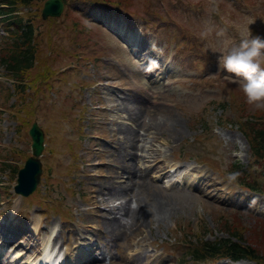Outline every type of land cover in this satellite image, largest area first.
I'll list each match as a JSON object with an SVG mask.
<instances>
[{
	"label": "rangeland",
	"instance_id": "obj_1",
	"mask_svg": "<svg viewBox=\"0 0 264 264\" xmlns=\"http://www.w3.org/2000/svg\"><path fill=\"white\" fill-rule=\"evenodd\" d=\"M133 2L130 9L137 13L134 17L139 18L138 14L150 16L152 24L155 21L153 27L160 31L158 37L166 43L168 49H184L181 62L178 55L171 52L174 71H180L176 78L160 79L152 83V79L142 73L140 65L139 70L138 66L129 69V63L134 61L130 47L122 44L117 34L111 33L104 23L101 27L91 11L70 10L66 17L56 23L50 18H40L39 4L27 8L32 12L37 8L32 19L36 22L35 32L39 44L36 46L35 65L27 69L24 82L31 84L33 80L45 75L48 69L51 71L62 65L66 67L64 72L69 73L64 79L56 80L60 94L55 104L39 111L42 115L40 124L46 133L53 136L49 147L54 149V153L52 157L44 158V162L52 168L50 177L45 176L43 179V183L49 181V185L46 187L42 184L27 199L18 198L21 206L17 216L20 219L26 218V214L32 222L38 221L41 234L44 231L46 234L49 224L56 221V226L49 227V231L53 230L52 235L56 234L59 243L67 241V236L71 237L72 232L80 236L88 235L87 243L96 240L100 249L95 244H89L88 251L94 257L99 256L103 250L107 260L101 259L91 264H156L152 262L156 253L167 256V261L172 260L166 264H177L174 256H179V247L165 248L161 241L167 238L168 242L173 240L171 237L178 223L199 239L207 238L208 230L217 237L225 236V228L230 225L235 228L234 231L237 230L242 239L240 241L257 249L264 261V217L258 214L264 208V197L257 194L254 197H240L238 192L246 194L248 191H241L228 179L231 170L239 171L249 165L246 177L243 175L242 178L249 181L256 176L255 183H259V189L264 191V160L251 157L249 139L245 135L248 133L246 127L231 122L253 116L262 127L264 107L249 103L238 78H234L235 74L227 73L218 61L220 50L228 43L238 42L246 26L250 25L253 34L264 35V21L258 20V12H249L247 15L251 18H247L238 12L227 11L224 6L218 14V6L213 0H164V9L159 0H151L147 8L143 6L142 0ZM251 2L254 10L260 7L258 3L264 4V0ZM149 9L156 10L157 15L150 13ZM259 14L264 15V6ZM127 15L124 12L118 17L124 20ZM75 19L80 21L79 26L87 23L91 29L83 28L82 31L81 27H73L71 24L75 23ZM55 26L56 31L51 32ZM4 34L6 30L1 21V45L5 42ZM158 37L154 34L151 36L156 41ZM177 43H180L178 47ZM53 49V55L47 56ZM93 80L98 81L92 84ZM87 82L89 86L83 87ZM116 83L131 89H122L118 97ZM160 83L164 84L159 86ZM0 84L3 83L0 81ZM4 84L0 86V104L3 101L1 92ZM78 86L82 88V93L76 89ZM150 92L151 99L148 100ZM23 96L10 97L5 103L16 102ZM92 102L103 104V110L93 108ZM83 107L86 108L83 118L74 123ZM8 109L14 118H8L7 110L0 115V142L5 144L7 151L12 146L18 151L13 156L14 150L8 153L0 149V181H3V185L0 184V201H3L0 202V216L10 217L15 214V210L11 211L13 201L10 209H7L14 195L9 190L14 174L5 163L12 166L13 158L25 152L30 139L23 132L22 126L24 122L27 123L25 109L22 111L20 106ZM127 114L135 123L122 117H128ZM146 121L164 124L154 136L144 141V153L149 157L138 160L140 150L134 147V153L129 155L120 140L125 137L123 132L130 129L133 130L136 144V130ZM78 124H82V127H76ZM17 125L22 126V132L16 129ZM206 126L212 128V131L205 129ZM238 126H242L245 132ZM117 155L126 156L128 162L133 158L131 174L123 170L126 166L130 168V164L124 159H118ZM156 160H160L162 165H158ZM170 165H179L180 173L190 171L188 176L190 180L196 179L194 183L198 176L205 177L199 181L198 189L191 184L182 190L177 189L167 183V177L159 176L160 171ZM135 166L141 170V177L136 175ZM218 173H221L220 176ZM144 178L153 187L150 195H147L144 188H134L137 185L133 180L142 183ZM209 178L214 186L208 187L206 184ZM115 183L125 184L123 187L126 189L120 195L119 192L113 193ZM133 192L141 207L136 205L138 209L133 215L138 216L139 220L132 225L130 217L127 218L118 209V205L122 203L126 211ZM28 204L31 208L25 212ZM167 206L169 212L166 215L156 210ZM58 216L64 221H57ZM68 216L67 220L64 219ZM113 216L120 219L122 227L114 230L106 226L105 222ZM82 220L94 228L87 230ZM126 221L128 228L124 229ZM116 232L124 234L120 237L115 235ZM133 236L134 242L130 244L128 238ZM30 237L34 244V234H30ZM110 254L113 257L109 260ZM148 256L153 257L150 259Z\"/></svg>",
	"mask_w": 264,
	"mask_h": 264
},
{
	"label": "trees",
	"instance_id": "obj_2",
	"mask_svg": "<svg viewBox=\"0 0 264 264\" xmlns=\"http://www.w3.org/2000/svg\"><path fill=\"white\" fill-rule=\"evenodd\" d=\"M36 0H0V15H4V20L7 21V26H12L8 28L7 32L8 38L7 46L4 48L0 47V53L2 58H0V63L2 66L11 71L13 79L20 82L19 87L23 86V75L28 71L27 69L34 66V62L36 61V46L38 44V37L34 34V27L31 26L28 22H23V18L17 13L16 6L18 5H31L33 6ZM67 0H65L66 2ZM92 3L97 4L99 6L105 7L108 6L110 8L114 7L117 9L127 10L130 14H137L135 11L133 12L130 7L134 3L133 0H89ZM143 6L148 7L151 0H142ZM180 5V4H179ZM184 12V11H183ZM139 16H142L138 14ZM143 17L146 19L143 14ZM252 117L250 118V120ZM245 126L251 131V148L254 155L257 158L264 160V126H260V124L254 119L251 121H247L244 123ZM237 172V171H236ZM232 173V172H231ZM240 185L244 187H248L251 190H259V183H255L254 179L248 183L241 180L239 175L234 179ZM230 226V225H228ZM229 233L233 236H240L237 233V230H233L235 228L229 227L227 228ZM200 250L198 254H193L198 257L199 260L208 258L211 255L217 254H228L232 257H246L249 256L255 260H260L262 264L263 255L256 249H252L247 245H241L238 242H233L231 240L223 239V241H212V242H203L200 245ZM203 255V256H202ZM207 256V257H206Z\"/></svg>",
	"mask_w": 264,
	"mask_h": 264
},
{
	"label": "clouds",
	"instance_id": "obj_3",
	"mask_svg": "<svg viewBox=\"0 0 264 264\" xmlns=\"http://www.w3.org/2000/svg\"><path fill=\"white\" fill-rule=\"evenodd\" d=\"M218 61L227 73L235 74L249 103L264 107V35L253 34L250 25L240 33L238 42L220 50ZM238 172L229 174L235 179Z\"/></svg>",
	"mask_w": 264,
	"mask_h": 264
},
{
	"label": "bare ground",
	"instance_id": "obj_4",
	"mask_svg": "<svg viewBox=\"0 0 264 264\" xmlns=\"http://www.w3.org/2000/svg\"><path fill=\"white\" fill-rule=\"evenodd\" d=\"M114 25V24H113ZM128 62H130V61H128ZM129 69H135V67H137V66H139V62H136L135 60L134 61H131L130 63H129ZM157 67H159V66H157ZM137 70H139V67H137ZM141 77V76H140ZM133 113V112H132ZM132 117H134V118H136V115L134 116H132ZM162 124H164V122H156V121H151V122H144L141 126H140V128L139 129H141V131H142V137L140 138V140H139V142H136V144L134 143V137L135 136H133L132 134H133V130H127V131H125V132H123L124 134H125V137L124 138H122L121 140H120V143H122V144H124L123 146H125V148L127 149V154H129L130 155V153L132 152V149L135 147V150H140V153H139V155H140V157L138 158V160H141V159H147V157H149L148 156V154H146V152L144 153V151H146L145 150V146H146V143H144V141H145V139L146 138H148L149 136H154L155 135V133L159 130V129H161L162 128ZM174 131L176 130L175 128L173 129ZM164 131H168V129H165ZM173 131V132H174ZM139 134L140 133H138V136H139ZM170 134H173V133H170ZM137 137V136H136ZM135 144V145H134ZM127 146V147H126ZM132 153H134V152H132ZM135 155H137L136 154V151H135ZM123 157H125V158H123ZM132 157V156H131ZM117 158L118 159H120V160H122L123 161V159L124 160H126V156H121V155H117ZM138 160L136 161V164H138ZM127 161V160H126ZM125 161V162H126ZM151 161V160H150ZM150 161H147V162H150ZM128 162V161H127ZM156 162H158V163H161L160 162V160H156ZM128 164H130V166L132 167H128V166H126V167H123V170L125 171V173L126 174H131V172L133 171L132 169L134 168L133 166H132V164L134 165V160H133V158L131 159V162H128ZM127 164V165H128ZM145 165V164H144ZM146 167H147V165H145ZM135 168H136V166H135ZM126 170H128V171H126ZM136 170H137V168H136ZM141 171V170H140ZM140 171L139 170H137V174L136 175H138V176H140L141 177V173H140ZM167 172H166V170H164L162 173H161V175L162 176H164V174H166ZM141 174V175H140ZM136 178V177H135ZM133 181H135V185H137V186H134V188H137L138 189V186H139V188L141 187V188H144L145 189V191H146V193H147V195H150L151 194V191H152V189H153V187H152V185H151V183L147 180V179H143L142 180V183L140 182V180L138 181V180H136V179H134ZM125 183H126V181H125ZM125 184H122V183H120V184H117V183H115L114 184V186H113V190H115L113 193L114 194H118V192H119V195L121 194V191L123 190V189H126V187H123ZM126 185H128V183H126ZM140 188V189H141ZM133 194L134 195H132L131 197H130V202L128 203V206H127V210L126 211H124V206H123V204L122 203H120L119 205H118V209L119 210H122L123 211V213L127 216V218H129L130 217V220H129V222H131V224L133 225V223H137L138 221L137 220H139V217L138 216H135V215H133V213L136 211V209H138V207L136 206V205H138V206H140L141 207V204H140V201H139V203H138V199H137V197H136V194L133 192ZM134 199L135 200V204L134 205H132L131 204V199ZM157 204H160V203H157ZM156 204V207H159L158 205ZM116 207H117V205H116ZM156 209V208H155ZM160 214H163V215H166V213H168L169 212V209H168V206L165 208V209H163V208H160V209H156ZM132 215H133V217H132ZM106 226L107 227H109V228H113L114 230H115V228H117V227H122V222H120V219L117 217V216H113L112 218H110V219H108L106 222ZM126 228H128V226H127V221H126V223L124 224V229H126ZM123 229V230H124ZM118 234V235H117ZM124 233H122V232H116V236H120V235H123ZM121 237V236H120ZM49 241H50V236L49 237H47L46 238V242L45 243H47L46 245H48L49 244ZM56 242H52V244H55ZM45 247V246H44ZM47 249V248H46ZM48 257H49V255H48Z\"/></svg>",
	"mask_w": 264,
	"mask_h": 264
},
{
	"label": "water",
	"instance_id": "obj_5",
	"mask_svg": "<svg viewBox=\"0 0 264 264\" xmlns=\"http://www.w3.org/2000/svg\"><path fill=\"white\" fill-rule=\"evenodd\" d=\"M62 8H63L62 0H45V5L42 9L43 17H46L47 15L60 14ZM39 142L40 141H34L33 143V148L36 151L39 149ZM34 180H36V177L34 178ZM29 190L30 189L26 190L25 192H28Z\"/></svg>",
	"mask_w": 264,
	"mask_h": 264
}]
</instances>
